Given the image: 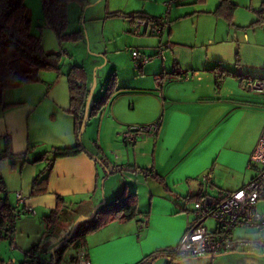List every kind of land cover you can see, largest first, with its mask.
<instances>
[{
	"label": "crops",
	"instance_id": "obj_1",
	"mask_svg": "<svg viewBox=\"0 0 264 264\" xmlns=\"http://www.w3.org/2000/svg\"><path fill=\"white\" fill-rule=\"evenodd\" d=\"M159 1L105 0L100 16L98 12L92 15L103 19L101 31L108 33L101 53L102 81L106 86L114 72L113 86L118 90L97 116L88 118L81 137L85 151L55 160L43 193L31 195L34 178L46 162L30 160L50 146L77 142L75 120L67 112V66H60L59 72L40 71L39 80L4 90L0 106V205L6 201L26 211L16 220L12 240L0 238V264L6 240L16 251L12 255L23 254L29 261L25 252L45 231L44 217L56 207L57 196L65 199L70 214L82 219L98 205L130 192L137 194L139 213L125 222L113 219L88 234L86 246L77 248L72 263L76 264L83 253L90 264H177L162 252L174 246L194 223V202L216 204L254 175L249 163L264 129V91L247 88L235 76L218 78L213 68L221 63L234 70L238 56L244 79L264 80V23L230 24L214 13L220 0H198V5L191 7L192 3L181 5L180 0L167 11V31L163 29L156 36L143 29L134 34L129 18L110 14L142 11L163 17L158 10L166 7L165 0L163 6ZM231 1L238 21L240 9L249 5L256 12L264 0ZM183 15L188 17L189 27L174 28ZM49 30L42 46L46 52H58L61 44ZM166 43L164 59L154 56L141 65L140 59L131 55L133 49L140 56L156 55ZM87 85L91 89V80L87 79ZM94 89L95 85L91 99ZM159 118L161 128L155 137L131 142L122 137L129 125ZM20 153H25L24 163L23 157L17 156ZM92 155H102L106 166ZM110 165L115 168L112 172L107 171ZM207 173L212 179L209 184L201 181ZM18 194L23 197L21 203ZM144 219L146 224L140 227ZM207 221L201 224L208 231L214 230L216 223L210 229ZM67 222L72 224V220ZM55 234L38 253L47 263L53 247L63 238Z\"/></svg>",
	"mask_w": 264,
	"mask_h": 264
},
{
	"label": "trees",
	"instance_id": "obj_2",
	"mask_svg": "<svg viewBox=\"0 0 264 264\" xmlns=\"http://www.w3.org/2000/svg\"><path fill=\"white\" fill-rule=\"evenodd\" d=\"M84 1L41 0L44 19L55 34L59 44L66 40L76 41L82 37L80 30L67 31V26L70 3L78 2L84 6ZM235 9L236 5L231 0H220L214 13L217 16L226 18L230 24H234L232 17ZM110 14L122 15L129 18L133 23L137 19H143L147 23H153L155 26L161 25L163 29L167 23L166 16H150L142 11L131 13L111 11ZM256 14H258V18L252 22L253 26L264 23V1L261 2L260 10L256 11ZM61 55L60 52H46L42 46L41 36L31 32V18L25 0H0V106L3 105V92L5 89L14 88L29 81H37L39 80V72L43 70L59 72ZM234 64L235 69L230 70L223 64L218 63L213 68V71L218 78L225 75L235 76L240 79L242 85L246 86L247 78L244 79V74L239 72L240 60L238 56ZM114 80L115 73L113 72L107 80L102 95L97 99H91L87 120L97 115L107 104L110 97L118 90V88L113 86ZM67 81L69 87V107L67 112L74 117L77 142L73 145L50 146L30 160L32 163L46 162L45 168L34 178L31 195L47 191L49 174L56 159L74 156L85 151L82 140L79 139L81 125L85 118L86 100L90 92L85 69L79 65L70 66L67 71ZM97 154H100L99 150ZM7 155H11V153L8 152ZM24 155L25 153L17 155L18 157H23V163L27 161ZM98 156L99 158L97 156L96 158L99 163L106 166V163L100 157L102 155ZM107 171L112 172L114 168ZM0 189H3L1 181ZM19 210L6 201L0 205V230L4 229L5 234L9 232L11 235L10 240H12L15 232L18 218L17 211ZM71 212L72 210L66 205L65 199L57 196L56 207L44 217L47 223L45 231L39 241L25 252V256L29 257V263L49 264V262L39 259L38 253L42 251L43 245L53 236L57 227L69 220ZM138 213V197L135 192L122 193L114 199L98 205L90 216L77 221L75 227L71 228L64 240H61L53 247L50 261L58 264L68 245H74L76 248L86 246L87 235L105 226L111 220L117 219L125 222L134 218ZM6 225L7 228H5ZM0 238H5V235Z\"/></svg>",
	"mask_w": 264,
	"mask_h": 264
},
{
	"label": "built area",
	"instance_id": "obj_3",
	"mask_svg": "<svg viewBox=\"0 0 264 264\" xmlns=\"http://www.w3.org/2000/svg\"><path fill=\"white\" fill-rule=\"evenodd\" d=\"M178 0H165L167 11ZM150 32L153 35H161L163 27L147 23L143 19H137L133 23L132 32L141 34ZM169 44L166 43L160 46L156 55L140 56L137 49L131 50V55L134 59H140L138 64H143L150 61L154 56L161 59L165 58L164 52ZM246 86L249 89L264 91V80L257 78H249L246 80ZM161 128V118L144 124L129 125L122 133L124 140L131 142L137 138L155 137ZM249 167L255 170L254 175L250 180L241 187L227 193L218 203H209L206 200L195 201L193 204V213L195 215L194 223L189 226L181 235L178 242L165 249L162 253L170 260H176V256L182 259L188 258L183 249L185 247L196 250L199 249V254L194 257L209 256L215 257L219 254L230 252L238 241L236 237L240 233L236 231L242 230H264V212L257 209V203L264 200V129H262L258 144L252 154ZM201 181L205 184L211 183V175L209 173L202 175ZM19 203L23 202L21 194L17 195ZM26 209L17 211V217L23 214ZM211 217L215 220V228L208 231L201 222ZM146 220L140 223V227H144ZM7 228V225L5 226ZM10 238V233L5 234V230H0V237ZM264 246V245H261ZM180 247V248H179ZM49 264H57L49 261ZM76 264H90L88 257L81 253Z\"/></svg>",
	"mask_w": 264,
	"mask_h": 264
},
{
	"label": "rangeland",
	"instance_id": "obj_4",
	"mask_svg": "<svg viewBox=\"0 0 264 264\" xmlns=\"http://www.w3.org/2000/svg\"><path fill=\"white\" fill-rule=\"evenodd\" d=\"M162 1L163 0L159 1L161 5H162ZM196 1L198 0H181L179 3L181 5L192 3L190 4L191 7L197 4ZM25 3L27 5L29 16L31 18V32L35 35H40L41 39L44 38L46 35V29L49 28H46L47 23L44 19L41 0H25ZM104 5H105V0H103L100 3L97 0H85L84 6L79 4L78 2L70 3L68 8L67 31L80 30L82 37L76 41L73 40L63 41L62 43H60L62 49H59V47L57 49L59 50L58 52L62 54L60 66L65 65L67 66V69H69V67L72 65H79L85 69L87 79L91 80L92 83L91 88L93 87V85H95V89L93 92V99H97L100 94L102 95L106 87L104 85L105 80L102 81V77H103L102 74L105 70L102 67H100V63H102L101 53L103 52L104 47L107 45L106 40L108 33L107 32L104 33L103 31H101L103 19H100L99 17L97 18L92 17L94 12H98V15L100 16L99 9L101 10L104 7ZM176 5L177 4H174V7H176ZM85 9H87V11H85ZM158 11H162L163 17L165 16L167 17L169 15L165 6H163V9L160 8ZM240 12H241V18H238V21H236L234 17H232L234 25L235 22H242L243 24H248L253 26L252 21L258 18V14H256V12L249 9V5L245 6L243 9H240ZM187 18L188 17L185 15L181 16V18H178L176 20L177 22L174 24L175 26L174 28L185 29L184 28L185 26L189 27V20H187ZM178 21H180V23ZM164 29H165L164 31L166 32L167 31L166 28ZM49 31L52 37L53 38L55 37L54 39L57 40L52 30L50 29ZM102 86H104L103 89ZM88 133H89L88 130L84 133L83 142L84 141L86 142ZM257 209L261 212H264V200H260L257 203ZM77 219H78L77 217L73 216L72 214H69V220L67 221L72 220V224L71 223L69 224L68 222L67 223L64 222L62 226L59 225L60 228L56 230L55 235L62 236L63 237L62 240H64L65 236L70 232L71 228L73 227V224L76 222ZM207 219H208L207 221L208 227H210V229H213L215 220L211 217H208ZM236 233L241 234L242 231H236ZM5 243L6 246L3 248L2 251L4 252V257H3L4 261L2 262V264H31L29 263L28 260L24 258L23 254L17 255V253H14L12 255V251L13 252L16 251L10 248L9 242L7 240ZM76 250L77 248L74 245H68L65 251L63 252L61 260L58 264H73L72 257L76 254ZM46 254L49 255L48 253L45 252L43 253V255ZM183 263L188 264V259L183 260ZM194 264H257V262L256 260L251 258H237L231 252H227V253L219 254L215 257L194 259Z\"/></svg>",
	"mask_w": 264,
	"mask_h": 264
},
{
	"label": "clouds",
	"instance_id": "obj_5",
	"mask_svg": "<svg viewBox=\"0 0 264 264\" xmlns=\"http://www.w3.org/2000/svg\"><path fill=\"white\" fill-rule=\"evenodd\" d=\"M238 243L230 248V252L237 258H251L257 264H264V230H242L236 237ZM180 248V247H179ZM188 257V264H194V256L199 254V249H183ZM177 264H183V259L176 256Z\"/></svg>",
	"mask_w": 264,
	"mask_h": 264
},
{
	"label": "water",
	"instance_id": "obj_6",
	"mask_svg": "<svg viewBox=\"0 0 264 264\" xmlns=\"http://www.w3.org/2000/svg\"><path fill=\"white\" fill-rule=\"evenodd\" d=\"M91 95H92V88L90 89L89 95H88L87 100H86L85 118H84V120H83V122H82V125H81V130H80V134H79V139H81L82 134H83V131H84L85 126H86V122H87V113H88V110H89V105H90V101H91ZM92 156L96 157L95 155H92ZM108 168H109V170H111V169H113L114 167H112V166L110 165ZM114 169H115V168H114ZM117 169H118V168H117ZM123 169H125V168H123ZM206 199L208 200V198H206ZM79 220H80V219H77L76 222L79 221ZM76 222L73 224L72 229L75 227ZM48 262H49V261H48ZM175 262H176V260H175Z\"/></svg>",
	"mask_w": 264,
	"mask_h": 264
}]
</instances>
